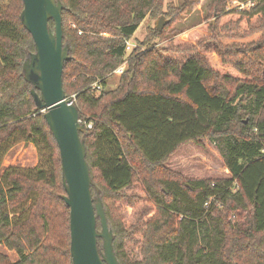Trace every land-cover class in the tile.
<instances>
[{"label":"trees","instance_id":"trees-1","mask_svg":"<svg viewBox=\"0 0 264 264\" xmlns=\"http://www.w3.org/2000/svg\"><path fill=\"white\" fill-rule=\"evenodd\" d=\"M58 1L69 49L63 90L91 124L80 139L118 263L264 264V0L235 14L228 0H210L205 24L166 48L146 39L129 52L147 16L169 17L162 0ZM22 10V0H0V168L21 143L36 149L39 163L0 176V246L18 258L0 253V264H72L59 150L22 70L34 53ZM169 26L150 31L161 38ZM124 59L118 85L106 90ZM202 139L214 143L229 178L186 180L165 167ZM134 187L153 206L139 227L140 259L126 248L131 227L114 214ZM97 246L101 254L100 239Z\"/></svg>","mask_w":264,"mask_h":264},{"label":"water","instance_id":"water-1","mask_svg":"<svg viewBox=\"0 0 264 264\" xmlns=\"http://www.w3.org/2000/svg\"><path fill=\"white\" fill-rule=\"evenodd\" d=\"M22 3L20 19L34 43V53L25 60L22 70L25 81L32 86L30 94L36 109L44 114L59 150L65 191L61 198L69 208L72 264H119L113 252V236L102 202L91 194L86 148L80 139L85 128L80 124L76 106L66 98L63 90V66L69 50L63 45V6L58 0H22ZM51 20L53 31L48 27ZM164 24L161 17L155 28L160 31ZM97 220L100 231L96 229ZM98 239L102 241L101 254Z\"/></svg>","mask_w":264,"mask_h":264},{"label":"rangeland","instance_id":"rangeland-1","mask_svg":"<svg viewBox=\"0 0 264 264\" xmlns=\"http://www.w3.org/2000/svg\"><path fill=\"white\" fill-rule=\"evenodd\" d=\"M162 1L163 12L167 11V16L169 15V17L158 16V18H150L147 16L139 25L132 40L128 42L130 49L142 47L138 45L146 39L149 40V44L152 46L166 48L172 39L185 35L188 31L207 22L206 18L209 12L210 0ZM236 1L242 2L247 0H228L226 3V11L235 14L251 9V7H248V9L244 8L240 10ZM255 4L256 2L251 0V5L254 6ZM181 10L182 13L180 14ZM161 17H163L165 22L163 29L167 25L170 26L164 37L157 38L150 30L156 29V22ZM235 18L236 16H226L224 19L227 21ZM240 26L243 27L244 24ZM124 60L126 68L127 59ZM119 77L120 75H115L113 73V75L107 79L106 90H113L118 85ZM72 100H75L74 96L72 97ZM38 163V154L32 145L18 144L5 156L1 164L0 176L4 170L9 167L29 169L36 167ZM165 167L171 171L179 173L186 180L229 178V173L224 167L221 156L214 143L210 142L208 139H202L199 143H188L182 146L166 161ZM95 191H97V188H95ZM143 197L144 196L139 187H134L125 191L122 198L116 202L114 210V214L122 219L125 228L131 227L132 229V240L131 242L129 241L126 243V248L134 259H140L139 249L136 242L139 241L141 237V232H139L141 222H144L148 217L153 215V212L148 215L146 214L147 210L149 208L152 209L153 206L152 204L145 202ZM0 253L6 256L10 262H16L18 259L13 251H9L3 246H0Z\"/></svg>","mask_w":264,"mask_h":264},{"label":"built area","instance_id":"built-area-1","mask_svg":"<svg viewBox=\"0 0 264 264\" xmlns=\"http://www.w3.org/2000/svg\"><path fill=\"white\" fill-rule=\"evenodd\" d=\"M232 3H234V2H232ZM236 3H237V6L239 7V9L240 10H242V9H244V8H247L248 9V7L250 8V7H252V5H251V0H247V1H244V2H238V1H236ZM131 49H130V45L128 44V42L126 43V48H125V51L126 52H129ZM124 68H125V60H124V62L114 71V74L115 75H121L122 74V72H123V70H124ZM91 89L92 90H99L100 89V87H99V85L97 84V83H95V84H93L92 86H91ZM72 101V100H71ZM80 124H82L83 126H84V128L86 127L87 129H89V128H91V124L89 123V124H86V123H82L81 121H80Z\"/></svg>","mask_w":264,"mask_h":264}]
</instances>
